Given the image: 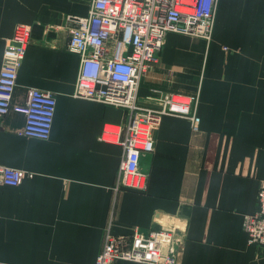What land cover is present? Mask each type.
Returning a JSON list of instances; mask_svg holds the SVG:
<instances>
[{
	"label": "crops",
	"instance_id": "crops-1",
	"mask_svg": "<svg viewBox=\"0 0 264 264\" xmlns=\"http://www.w3.org/2000/svg\"><path fill=\"white\" fill-rule=\"evenodd\" d=\"M90 1L0 0V67L16 26L31 30L12 105L31 89L56 100L48 140L18 134L21 112L0 119V165L25 174L0 185V264H94L106 229L127 237L171 226L183 240L179 264H264L242 226L264 182V0H218L209 42L166 34L136 101L196 96L199 131L162 117L140 157V192L115 190L121 147L101 139L105 126H125L127 110L73 96L79 56L66 48V17L86 16Z\"/></svg>",
	"mask_w": 264,
	"mask_h": 264
},
{
	"label": "built area",
	"instance_id": "built-area-1",
	"mask_svg": "<svg viewBox=\"0 0 264 264\" xmlns=\"http://www.w3.org/2000/svg\"><path fill=\"white\" fill-rule=\"evenodd\" d=\"M218 0H91L84 17L68 16L67 50L79 56L73 96L125 109L128 119L122 129L105 126L101 139L121 147L115 190L140 192L146 175L140 170L142 154L154 148L152 132L164 116L188 121L199 131L197 97L158 93L159 106L149 108L136 101L141 79L155 63L167 33H178L209 42ZM30 27L17 25L5 40L0 67V119L11 111L25 116L19 135L48 140L54 121L53 94L28 91L24 106L12 105L17 73L30 44ZM21 170L0 165V185L17 187ZM256 210L243 218V230L250 245L264 252V182L257 193ZM171 226L142 234L136 229L127 236H115L108 229L94 264L128 261L137 264H179L183 240Z\"/></svg>",
	"mask_w": 264,
	"mask_h": 264
},
{
	"label": "bare ground",
	"instance_id": "bare-ground-1",
	"mask_svg": "<svg viewBox=\"0 0 264 264\" xmlns=\"http://www.w3.org/2000/svg\"><path fill=\"white\" fill-rule=\"evenodd\" d=\"M114 130H116V128H114Z\"/></svg>",
	"mask_w": 264,
	"mask_h": 264
}]
</instances>
